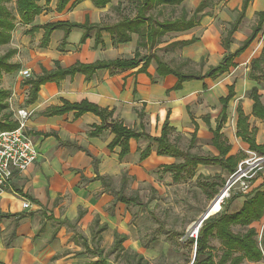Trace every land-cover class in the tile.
I'll return each mask as SVG.
<instances>
[{
  "label": "rangeland",
  "instance_id": "374dc122",
  "mask_svg": "<svg viewBox=\"0 0 264 264\" xmlns=\"http://www.w3.org/2000/svg\"><path fill=\"white\" fill-rule=\"evenodd\" d=\"M39 1L42 3V0H36V3ZM241 1L219 0L213 8L205 10L206 13L208 12L206 19L208 26L202 29V25H199L200 27L194 32L180 35L183 39L198 38L193 45L185 48L167 46L176 37L166 35L152 50L146 48L147 52L158 56L182 73L203 74L209 64L214 65L225 56L221 41L226 35L229 24L235 20ZM198 2L199 0L183 2L188 12L184 10L185 8L183 9L187 17L193 12ZM117 3H119L118 9ZM7 7L15 14L14 0H11ZM263 8L264 0H254L251 3L245 18L233 35L230 52H234L250 35L257 23L256 13ZM106 9L101 13L102 23H112L133 12L125 1H113ZM180 9L176 7L172 12L170 8H167L162 11L163 14L158 19H169L170 13H172L170 20L178 18ZM46 18L56 19L55 14L49 13ZM263 46L264 25L247 51L234 60L236 67L231 68L214 81H205L206 91L197 88V92L194 91L182 99L181 107H187L188 111L183 119L187 118V120L180 121L178 128L170 135V140L176 143L182 151L198 156H215L217 152L211 144V139L215 126L214 120L220 111L218 99L224 97L227 94V88L233 85L235 97L228 104L227 122L222 129V134L231 147L229 155L241 158L233 175H229L218 166L200 165L196 168L193 177L175 183L168 173L162 172V166L179 161H162L153 156L145 161H139L140 151L147 145V141L143 140L133 143V154L126 160H118L117 172L111 177L93 174V170L98 173L95 158L91 160L89 166L69 167L68 175H64L62 170L63 173L57 169L54 172H48V175H51L50 180L43 174L44 170L35 169L34 178L30 176L31 180L29 178L20 179V184L15 181L13 185L12 182L9 189L13 196L18 193L17 198H19V194L20 196L29 195L31 187L35 185L38 189L34 193L37 203L33 204H39V207L32 209L28 202L30 208L22 210L26 211L23 212L25 215L19 214L17 219L13 217L4 219L0 216V224L4 228L2 232L0 230V235L4 232V244H7V247L10 246L18 221L29 219L32 226H39V235L26 237V240L21 243V249L30 246L34 250L41 251L42 247L45 248L46 241L50 240L46 246L53 241L56 254L47 262L45 260L29 263L22 260L21 264H84L97 260L92 253L95 249L103 253L107 264H136L137 258H133L134 254L142 257L140 264H190L194 256V245L190 244L189 240L192 236L193 239L196 238L198 233L194 231V226L213 201L209 199L201 184H219L218 194L230 184L229 190L225 192L226 196L223 200L221 199L218 211L220 212L223 208L229 213L241 207L245 194L264 189V156L250 152L248 146L235 136L236 108L240 105L248 117L249 127L255 130L256 144H264V122L251 115L252 101L249 95L250 90L256 88L261 97L260 101L264 105V82L248 79L250 63L260 55ZM5 50L6 48L0 49V54ZM145 53L146 51L141 50V54ZM22 77V75L14 78L6 77L0 81V89L8 88L11 93L15 81H23ZM22 97L20 94V96L15 95L12 99L10 98V101L6 99L8 108L4 113L12 114L16 108H22ZM205 115L210 117L209 127L202 121ZM191 116L198 125L196 139L193 143H191V137L194 126L191 123ZM140 123L150 135L159 134L161 124L156 122V125L155 123L150 125L146 117L142 120L137 118L133 123L127 120L125 125L139 131ZM150 145L154 149V145ZM93 175H95L94 178ZM60 179L64 180L63 183ZM51 189L53 192L49 196ZM208 191L210 193L211 189L208 188ZM240 194L243 196L236 198ZM132 196L137 198L138 204L125 205L120 202V197ZM34 209H36L35 212H32ZM97 219L98 224L95 222ZM102 226L106 229L102 230L100 235H96L99 227ZM263 226L264 217L259 223L253 224L258 233V240ZM233 230L242 232L245 229L234 228ZM47 231L48 233L52 231L51 237L45 236ZM114 232L125 236V241L116 252H112ZM84 243L87 244V248ZM210 246L212 253L218 259L222 253L220 243L212 239ZM243 264H264V259L259 263L245 261Z\"/></svg>",
  "mask_w": 264,
  "mask_h": 264
},
{
  "label": "trees",
  "instance_id": "16d2710c",
  "mask_svg": "<svg viewBox=\"0 0 264 264\" xmlns=\"http://www.w3.org/2000/svg\"><path fill=\"white\" fill-rule=\"evenodd\" d=\"M52 0H44L45 6H49ZM81 0H55V11L62 12L69 4L74 6ZM113 1H125L128 6L132 8V14L120 17L117 22L112 24H90L88 19L83 24L70 22H53L46 23L41 27H32L27 34H32L38 30H43L41 39V46L48 44L52 32L61 30L64 32L66 39L69 32L73 29L83 31L80 43L83 44L92 31L94 34V45L101 43V33L106 32L110 35L113 45L126 44L131 41V35H137V50L134 58L129 60L118 59L114 61H98L92 64L76 63L73 66L63 69L58 63H55V68L51 71L41 70L39 75L26 78L23 81V86L28 87V95L25 105L33 104L37 99V94L40 87L46 83H58L65 77H73L75 74H81L85 80H90L98 70H107L110 73L115 71H126L135 68L142 61V66L139 72L145 73L150 62L154 60L157 68L156 73L159 77L171 75L176 78V83L172 90H180L182 84L192 80L203 81L205 79L215 80L223 74L227 73L231 68L236 67L234 60L239 58L257 39L259 33L264 25V9L256 13L257 23L252 28L250 35L244 39L239 47L230 52L233 35L237 32L246 12L253 0H242L235 20L229 24L226 35L222 38L221 46L225 50V56L220 62L209 67L204 74L196 75L192 73H182L178 69L171 67L166 62L162 61L158 56L149 54L148 56H141L138 53L139 48H148L152 50L154 46L160 43V40L168 33H180L193 29L198 23L199 19L207 14L205 10L214 7L219 0H200L193 13L189 18L184 10H181L179 17L173 20L169 19L159 20L162 16V11L170 8V11L180 6L185 0H90L91 4L97 9H104ZM11 0H0V47L6 46L11 41V33L14 31L16 23L28 26L31 25L34 19L42 12V8L36 3V0H14L15 14L11 12L7 5ZM117 9L119 3H117ZM205 12V13H204ZM197 42V39L191 38L184 41H176L168 46L184 47ZM13 51L9 50L0 55V79L2 73L12 74L19 70V66L10 63L13 56ZM248 79L252 81L264 82V46L260 55L253 59L250 63ZM206 87H204L205 89ZM251 115L264 122V105L260 101V95L256 88L250 90ZM8 93L0 89V131H11L18 127V123L12 120L11 113H4L8 105L5 100ZM235 97L234 86L230 85L227 88V94L218 99L220 111L215 118V126L212 130L211 144L216 150L215 156H198L188 151H182L176 143L170 140L171 133L175 129L170 126L168 116L161 125L158 136L149 135L143 124H139V131L126 127L122 121H117L113 118V111L105 108H100L94 104L82 101L77 104H70L63 102L61 107H50L43 112V116L52 117L60 116L69 112H74L75 117H79L85 113H91L97 116L101 123L99 126H93V131L89 132V137H97L106 129L113 135L111 142L107 149L112 151L115 148L119 149L118 158L123 160L130 153V141H147V145L140 151L139 161H145L152 153L156 156L168 157L179 161L178 163H171L162 166V172L168 173L173 182L189 179L194 176L195 170L198 166H218L220 169L233 175L236 172L240 156H231L230 145L222 134V129L227 122L228 104ZM144 114L140 112L138 119L142 120ZM204 124L210 126V117L205 115L202 117ZM106 123H110L111 127H106ZM191 123L194 126L191 143L195 142L198 125L191 116ZM235 136L239 138L244 144L248 146L250 152H256L264 156V144L257 145L254 140L255 130H252L248 124V117L244 114L240 105L236 108L235 121ZM154 145L153 147L150 145ZM219 184H201L202 189L208 194L210 200L218 194ZM208 188L211 189L209 193ZM208 191V192H207ZM243 196L238 195L236 198ZM22 197L36 201L27 194H22ZM245 199L241 207L235 212H227L222 208L217 214L206 219L199 228L197 237L190 238L189 243L194 245V259L190 264H243V262L259 263L264 259V226L262 234L258 240V233L253 227V224L259 223L264 217V189L251 191L245 194ZM120 202L125 205L138 204L135 196L125 198L120 197ZM2 218H11L16 215L0 214ZM19 216V214L17 215ZM98 222V219L95 220ZM98 224V223H97ZM234 228L245 229L242 232H235ZM106 227H99L96 235H100L102 230ZM216 239L222 248V253L218 259L212 253L210 240ZM125 241L124 235H119L114 232V242L112 252H116L121 248V244ZM85 248L87 244L84 243ZM97 260L90 261L84 264H107L103 253L95 249L92 251ZM133 258H137L136 264H140L141 256L134 254ZM134 260V259H133Z\"/></svg>",
  "mask_w": 264,
  "mask_h": 264
},
{
  "label": "crops",
  "instance_id": "0c3cea01",
  "mask_svg": "<svg viewBox=\"0 0 264 264\" xmlns=\"http://www.w3.org/2000/svg\"><path fill=\"white\" fill-rule=\"evenodd\" d=\"M198 3L195 4V8ZM37 5L42 8L41 14L34 19L31 25L24 26L17 22L14 31L11 33L10 43L6 46L0 47V49L6 48L4 52L1 51L0 55L9 50L13 51L14 54L10 59V63L19 66L17 72L12 74L2 73L0 81L4 80L6 77H19L21 76L22 71H28L30 77H33L39 75L42 69L46 71L53 70L55 68V63H58L61 68L66 69L76 63L92 64L98 61L106 62L134 58L138 39L137 35L134 34L131 35L130 42L113 45L110 35L106 32H102L101 43L95 46L94 31L90 33V38L81 44L80 39L83 34L82 30H71L65 40L64 32L56 30L51 33L48 44L42 47L41 39L44 32L43 30H38L32 34H27L26 32L32 27H41L46 23L53 22L83 24L86 19H88L90 24H112L117 21L112 23H102L103 19L101 20V13L105 12L107 7L104 9H97L91 4L90 0H81L74 6L69 4L60 13L55 11V0H52L49 6H45L44 0H42V3L39 1ZM178 7L181 8L180 11L183 10L185 8L184 3ZM47 10L49 11L47 12ZM184 10L187 12L186 8ZM48 13L55 14L56 19H47L46 15ZM207 14L203 15L199 19V23L189 31L166 34L176 37L171 43L191 39L192 37L189 39H183L180 35L192 31L194 32L195 29L200 27L199 25H202V29L206 28L208 26V23L206 22ZM195 39L198 41V38ZM198 44H200V42ZM185 47L188 46L180 48ZM141 50H143V52L146 51V53L141 54ZM138 53L141 56L149 55L146 48H139ZM218 63L214 65L209 64L208 68L213 67ZM141 66L142 61L140 59L137 67L126 71H115L110 73L107 70H98L90 80H85V77L81 74H75L73 77H65L58 83H46L40 87L37 99L31 105H25L28 95V87L23 86L22 84L25 78L22 77L24 79L23 81H15L16 83L14 84L11 93L8 88L3 90L8 93V100L15 97V95L20 96V94H22L23 107L20 109L16 108V111L12 112L11 118L15 121L16 112L19 110L24 111L28 115L26 120V129L28 131L25 129V132L32 139L39 153L37 161L28 168L25 173L16 176L12 181V184L14 185L15 181L20 184V179L29 178L31 180L36 176L35 169L44 170L43 174H45L47 178L49 177V180L51 179V175H48V172H54L55 169L58 171L62 170L64 175H68L69 173L67 171L69 167L76 168L79 165L89 166L91 165L90 162L93 158L97 160L98 164L96 168L98 173L93 170V174H98L99 176L109 175L111 177L117 172L119 149L115 148L112 151L107 149L108 144L113 138L110 131L106 129L97 137L88 136L89 132L93 131V126H99L101 123L97 116L91 113H85L77 118L75 117L74 112H69L60 116L45 117L43 116V112L46 109L50 107H61L63 102L77 104L86 101L100 108L113 111V118L117 121H122L124 125L127 120L132 123L135 122L138 118V114L142 112L144 114L143 119L146 117L147 122L150 125L153 123L156 125V122L162 125L168 116L170 126L176 130L180 121L183 122L184 120H187V118L183 119L185 118L183 116H186L188 111L187 107H181L182 99L194 91L197 92V88L206 91L207 87L205 81H214L211 79H205L203 81L192 80L183 83L181 89L175 91L172 90V88L176 83V78L171 75L159 77L156 73L157 66L154 60L150 62L145 73L139 72ZM204 87L206 88L204 89ZM105 125L108 128L111 127L110 123H106ZM134 142L136 141L129 142L130 153L123 160H126L133 154L132 148ZM152 156L162 161H173L171 158L156 156L154 153L149 157ZM107 166L110 168L107 169ZM112 167H114L113 171H111ZM95 175H93V178ZM30 176L33 177L30 178ZM60 180L63 183L64 180ZM35 181H37L36 178ZM31 188L32 190L28 194L36 201L37 197L34 193H36L38 189H36L35 185ZM10 190L11 189L6 192L5 196L0 197L1 214L8 213L11 215H25L23 212L26 211H22L23 209L21 205L23 201L29 202L32 209L33 207H37L38 209L39 204H33L35 202L26 200L20 196V194L19 198H17L18 193L13 196L10 193ZM32 191L33 193H31ZM52 192L51 189L49 191V196ZM35 210L36 209L32 212H35ZM16 217L17 215L13 218L17 219ZM33 217H35V215H33ZM2 226L3 225L0 224L1 232L4 229ZM38 230L39 226H32L29 219L18 221L15 236L13 241L9 244V247H7V244H4L3 240L5 237L3 232V234L0 235V264H21L22 260H26L29 263L45 260L46 262L49 261L56 254V251L53 249V241L47 246L46 244L50 240L46 241L47 243L44 245L45 248L42 247L41 251L34 250L30 246L21 249V243L23 240H26V237L28 236H38ZM52 231L51 233H48V231L47 233L45 232V236L47 235L51 237ZM41 235L42 234H40V236Z\"/></svg>",
  "mask_w": 264,
  "mask_h": 264
},
{
  "label": "built area",
  "instance_id": "2783aa9c",
  "mask_svg": "<svg viewBox=\"0 0 264 264\" xmlns=\"http://www.w3.org/2000/svg\"><path fill=\"white\" fill-rule=\"evenodd\" d=\"M21 75L25 79L30 77L28 71H22ZM27 117L24 111H17L15 121L18 127L11 131H0V197L5 195L14 178L24 173L38 159L37 147L25 132ZM229 187L230 184L228 190ZM21 205L23 210L30 208L27 201Z\"/></svg>",
  "mask_w": 264,
  "mask_h": 264
},
{
  "label": "water",
  "instance_id": "95a60500",
  "mask_svg": "<svg viewBox=\"0 0 264 264\" xmlns=\"http://www.w3.org/2000/svg\"><path fill=\"white\" fill-rule=\"evenodd\" d=\"M227 190H228V185H226V187L213 199V201L210 204V206L208 207V209L200 217V219L198 220V222L194 226V231L196 233H197L198 229L201 227V225L203 224V222L211 216L210 215V210L215 205V203H217L223 197V195L226 194L225 192H227ZM193 259H194V256H193Z\"/></svg>",
  "mask_w": 264,
  "mask_h": 264
},
{
  "label": "bare ground",
  "instance_id": "6f19581e",
  "mask_svg": "<svg viewBox=\"0 0 264 264\" xmlns=\"http://www.w3.org/2000/svg\"><path fill=\"white\" fill-rule=\"evenodd\" d=\"M225 196L226 195L224 194L221 199L223 200ZM221 199L217 203H215V205L212 207V209L210 210V215H213V214L217 213L220 210V204H221V201H222Z\"/></svg>",
  "mask_w": 264,
  "mask_h": 264
}]
</instances>
